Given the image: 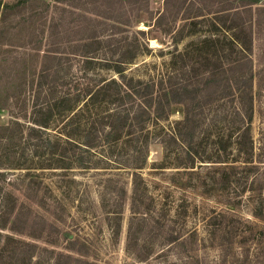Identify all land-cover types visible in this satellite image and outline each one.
<instances>
[{
	"label": "trees",
	"instance_id": "trees-1",
	"mask_svg": "<svg viewBox=\"0 0 264 264\" xmlns=\"http://www.w3.org/2000/svg\"><path fill=\"white\" fill-rule=\"evenodd\" d=\"M195 1L162 0L163 9L152 15L150 0H37L40 6L37 36L42 33L49 46L42 54L37 53V119L34 121L37 128L30 126L25 137L27 143L32 134L37 138L33 144L38 166L37 193L41 192L40 173L44 169L66 172L73 158H79L82 168H87L83 155L73 154L74 149L81 151L84 147L85 152L103 139L107 159L126 168L130 176L131 218L126 247L131 251H134L131 245L134 248L136 245L130 244V240L137 239L136 234L139 236L145 227H149V232L164 227L163 242L168 244L182 238L178 223L183 214L170 216L169 211L167 214L162 211L161 217L167 220L160 224L154 199L147 194L142 171L151 144L162 147L163 160L159 166L172 164L186 171L193 168L206 139L214 153H226L229 144L232 145L229 136L236 133L235 151L244 165H226L230 170L225 169L224 182H230L232 176L235 184L244 182L247 172L262 166L259 188L264 187V144L254 152L252 140L255 105L260 102L264 87V45L258 44L256 53L252 49L254 35L264 36V0H235L234 8L226 7L217 13L210 11L213 5L230 1L212 0L208 7L205 0H197L199 6ZM17 6V3L4 4L2 10ZM210 13L214 15L207 17ZM240 14L245 16L243 22L227 23L228 16ZM145 20L146 31L133 30ZM203 31L211 36L224 32L223 37L231 32L227 42L238 43L244 57L231 59L224 46L220 45V49L214 45L222 41L204 38L197 44L211 43L214 50L206 58L214 63L199 67L193 54L178 51L177 46L185 38ZM156 35L170 39L173 49L167 53L169 61L146 78L127 73L130 64L151 52L148 40ZM103 70L113 72L116 77L101 75L99 72ZM176 105L182 108V118L169 123L172 107ZM14 126L20 124L11 121L0 126V136ZM207 158L211 160L210 154ZM1 166L0 183L4 180ZM238 173L241 175L237 176ZM29 176L30 171H25L23 177ZM32 182L29 179L26 183L27 193ZM104 182L108 187L114 179L108 177ZM233 190L246 193L249 189L233 185ZM120 191L125 193V187ZM5 202L6 196L1 194L0 228L12 214L5 209ZM55 208L51 216L61 221ZM234 214L225 215L221 223H213L223 233L219 243L221 255L224 244L230 250L235 245L240 256L247 259L245 264H264V226L255 227ZM20 215L16 212L11 216L18 219ZM253 215L261 218L262 209ZM214 219L215 216L210 217L209 222ZM134 220L139 227L132 232ZM134 255L146 259L139 253Z\"/></svg>",
	"mask_w": 264,
	"mask_h": 264
},
{
	"label": "rangeland",
	"instance_id": "rangeland-1",
	"mask_svg": "<svg viewBox=\"0 0 264 264\" xmlns=\"http://www.w3.org/2000/svg\"><path fill=\"white\" fill-rule=\"evenodd\" d=\"M211 1H204L207 7ZM228 1L213 5L210 11L217 13L226 7L236 6L235 0ZM14 3L18 6L2 10L4 4ZM194 4L199 6L197 0ZM39 9L37 0H0V126H7L11 121L20 124L1 135L0 164H3L1 171L4 172V180L0 183V195L6 196L5 209L10 210L11 215L21 213L18 219L10 215L5 226L0 228V264H245L247 259L240 256V250L235 245L230 250L224 244L221 255L219 243L223 233L215 226L231 213L255 227L264 226V187L259 188L262 166L247 172L244 182L235 184L233 176L230 182H224L226 165H244L241 163L243 159L236 155V133L228 134L232 145L229 144L226 153H214L206 139V143L201 144L198 151L201 154L193 168L186 171L174 168L172 164L159 166L158 163L163 160L162 147L159 144L150 145L147 163L142 171L148 186L147 194L154 199L160 224L167 220L166 216V219L161 217L162 211L166 214L169 211L170 216L177 212L183 214L178 223L182 235L178 242H163L166 233L164 227L150 232L149 227H145L140 237L136 234L137 239L130 240V244L136 245L135 248L131 245L134 251L127 249L131 218L130 176L126 168L107 159L103 139L85 152L84 147L81 151L74 149L73 154L83 155L87 168H82L79 158H73L66 172L62 169H44L40 173L41 192L37 193L38 166L33 146L37 138L34 133L27 143L25 137L30 126L37 128L34 124L37 119V53L42 54L49 47L42 39V33L37 36ZM162 9V0H150L152 15ZM227 18L230 24L245 20L242 14ZM147 29L146 20L133 27L134 31ZM223 34L218 32L211 36L203 31L182 40L177 50L193 54L197 65L203 68L214 63L207 60L214 47L211 43L205 45L197 42L204 38H218L222 43L214 45L220 49L224 46L229 58H243L244 52H239L240 45L227 42L230 41L231 32H227V37H223ZM243 35L241 32V39ZM254 39L252 50L256 53L257 45H264V36L259 38L254 35ZM38 40L41 43H37ZM148 46L151 52L130 64L127 73L146 78L169 61L170 55L167 53L173 49V45L168 37L150 36ZM99 73L116 77L110 71ZM239 97L236 95V98ZM181 110V106L172 107L169 123L182 118ZM255 111L252 123L254 152L264 144V87ZM209 154L211 160L207 158ZM234 160L237 162L233 163ZM27 170L31 176L25 178L23 175ZM108 177H112L114 182L105 187L104 180ZM29 179L33 182L30 193H27L26 183ZM233 185L239 189L246 186V190H249L235 193ZM122 186L125 193H120ZM38 202L43 205L39 206ZM54 208L61 221L51 216ZM261 209L263 216L255 217L253 213L261 212ZM212 216L215 219L210 223ZM138 227V221L134 220L131 231H136ZM135 253L146 259H138Z\"/></svg>",
	"mask_w": 264,
	"mask_h": 264
}]
</instances>
